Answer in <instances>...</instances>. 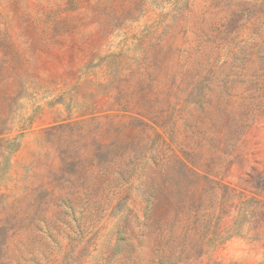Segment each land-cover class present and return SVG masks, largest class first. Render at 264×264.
Here are the masks:
<instances>
[{"label": "rangeland", "instance_id": "rangeland-1", "mask_svg": "<svg viewBox=\"0 0 264 264\" xmlns=\"http://www.w3.org/2000/svg\"><path fill=\"white\" fill-rule=\"evenodd\" d=\"M0 264H264V0H0Z\"/></svg>", "mask_w": 264, "mask_h": 264}]
</instances>
